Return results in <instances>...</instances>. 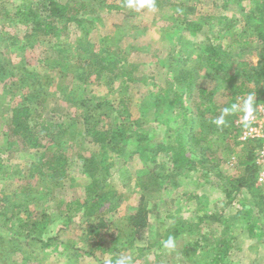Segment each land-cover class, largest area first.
I'll return each instance as SVG.
<instances>
[{
	"label": "rangeland",
	"instance_id": "374dc122",
	"mask_svg": "<svg viewBox=\"0 0 264 264\" xmlns=\"http://www.w3.org/2000/svg\"><path fill=\"white\" fill-rule=\"evenodd\" d=\"M40 1L0 0V35L3 38L0 40V64L8 73L13 70L21 74L25 65L35 71L37 78L43 79L48 96L45 117L51 122L64 120L75 135L61 134L55 145H46V148L24 144L22 138L11 133L8 123L11 108L23 100L24 93L13 84L19 76L0 79V196L8 198L6 203L0 201V242L13 238L12 232L18 230L20 218L41 213L49 217L43 238H51V245L45 248L35 247L25 239L23 243L27 248L34 250L31 260L16 252L6 264H105L121 255L133 256L134 264H206L211 252L196 253L189 245L186 256L180 254L187 238L195 234L187 232L188 224L193 225L194 232L203 231L209 236L202 241L206 248L222 236L225 224L232 225L229 233L235 235L236 240L225 257L226 264H264V213L261 212H264V205L257 204L264 189L256 180L252 188L234 186L243 170L240 161L249 149L255 150L254 145L241 143L239 132L236 136L235 130L233 135L210 134L213 144L203 143L199 148L208 155V169L198 166L196 170L176 171L172 180L160 179L152 192L143 195L141 178H145L149 170L170 171L172 163L162 154L157 162H150V147L145 145L143 138L138 140L141 134L151 135L152 142L161 148L167 144L164 138L167 130L178 132L189 118L191 133L197 131L201 119L195 117L197 112L191 101L197 100L201 87L213 90L214 102L222 105L230 99L235 86L245 82L254 91L251 96L253 110L254 103L264 92V67L259 68L256 77H249L253 67L264 63L259 60V42L251 31L249 38L254 41L230 48L228 37L246 39L247 22L243 16L250 14L258 0H155L154 10L139 11L126 8L124 0H60L73 5L84 1L90 9L86 14H97L91 42L95 49H103L110 58L118 57L119 62H125L131 69L134 80L125 84L120 79L111 84L88 82L72 74L76 57L86 53L81 49L71 51L72 42H76L79 35L74 26L69 30V38L62 33L59 39L69 48L70 58H63L65 53L54 48L55 39L43 35L32 37L29 23L33 16L29 12L38 11ZM164 2H172L176 7ZM109 4L120 6V9L107 10ZM181 18L201 20L207 26L199 33L181 31L177 29ZM229 22H233L232 28L221 43L232 56L224 59V70L209 74L197 59L202 44L206 34H212ZM45 58H62L63 63L55 70H47L43 67ZM187 66H192L195 74L188 93L185 92L186 79L174 77L175 72ZM233 74L238 76L227 82ZM174 91L183 93L188 112L175 111L177 105L172 107ZM88 102H101L108 114L103 118L98 116L102 123L120 122L130 126L124 153L109 152L105 158L111 163L106 187L115 188L118 194L104 206L105 213L101 216L105 222L99 228L95 226L100 215L90 218L84 215L85 187L90 178L82 170L84 161L79 155L88 156L103 150L91 133L85 131L83 111L74 106ZM122 103L128 105V114L120 113ZM239 106L240 109L244 107L242 102ZM240 111L235 117V126L240 115L245 114ZM58 140L70 158L65 179L51 177L42 167V154L57 149ZM233 156L237 162L231 165ZM24 199L27 202L22 206L19 202ZM145 202L147 214L143 216L140 212L132 225L130 216L137 213L140 205L145 206ZM67 205H70L68 209ZM217 215H221L220 219H215ZM247 220L255 226L254 236L244 231ZM184 221L186 223L181 224ZM174 227L181 233L173 237L174 249H166L163 242Z\"/></svg>",
	"mask_w": 264,
	"mask_h": 264
},
{
	"label": "trees",
	"instance_id": "16d2710c",
	"mask_svg": "<svg viewBox=\"0 0 264 264\" xmlns=\"http://www.w3.org/2000/svg\"><path fill=\"white\" fill-rule=\"evenodd\" d=\"M164 4L176 7V4L172 2H164ZM253 5L254 8L250 10V14L243 16L244 22L245 20L247 22L246 29L244 30V32H246V39L244 41L226 36V33L232 28L233 22H229L218 30L213 31L212 34H206L205 41L202 44V52L198 55L197 59L198 62L205 65L207 73L213 74L218 70H224V59L232 56L230 51H227L223 47L221 41L228 37V46H230V48H234V46L238 45H248L254 41L253 38H249V32L251 31L254 34V38L259 42V60L260 62H264V0H258ZM177 7L180 8L178 5ZM109 9H120V6L109 4L107 5V10ZM87 10L90 9H88L84 1H80L78 4L73 5L70 4V2H61L60 0H41L39 10L29 12L30 15L33 16V20L29 23L31 25L29 33L32 37L36 38L43 35L55 39L54 48H56L58 52L65 53L63 58H70L71 55L68 56L69 48L64 47L66 46L65 42L60 41V36L64 33L67 34V38H69V30L74 26L79 35L75 40L76 42H72L73 46L71 47V51L76 52L75 50L81 49L86 52L84 53L85 56L76 57L72 70L74 76L88 82H99V84H111L116 79H120L122 84L134 80L131 69L125 65V62H119L118 57L110 58L106 56L103 53V49H95L94 44L91 42L90 35L96 23L97 14H86ZM178 23V30L192 33L202 32L205 26H207L206 22L201 20L195 21L188 18H181V20H178ZM170 30L171 32H175L172 29ZM1 39L3 38H1L0 35V40ZM58 40L60 43L57 44L56 42ZM61 42L63 45H61ZM60 63H63L62 58H45L43 67L47 70H55ZM187 67L188 68H183L175 72L174 77L177 80L182 78L184 80L186 79L185 92L188 93L190 92V85L194 82L195 74L193 73L194 70L192 66ZM262 67H264V63H261L260 66L253 67V73L249 75V77H256L259 73V68L261 69ZM4 69L6 68L0 64V79L5 76H10L9 79H15L19 76L17 82L13 84L18 86V90L24 93L23 100L15 104L10 111L11 114L8 123L11 133L14 136L22 138L24 144H29V146L33 148H46V145H55V141L62 136L61 134L69 132L72 136L75 135L73 131L70 132L68 130V126L64 120L62 122H51L45 117V104L48 101V96L46 90H44V85H42L44 83L42 81L43 79L37 78L35 71L30 70L26 65L22 66L23 72H21V74L13 73V70H9L11 72L8 73L5 72ZM246 69L244 68V71H246ZM237 76L238 75L233 74L227 82L235 79ZM168 91H170V89L167 90V93ZM253 92L252 89L246 86L245 82H241L239 85L235 86L234 91L231 92L230 99L220 105L214 102L213 90L201 87L199 88L197 100L191 101L194 102L193 105L196 108L197 114L195 117L201 119L197 131L191 133L192 124H190L189 118V120L184 121L183 128H179L178 132H174L172 129L167 130L164 137L167 144L161 146V148H159L155 142H152L151 135L141 134L138 140L143 138V140L146 141L145 145L150 147L148 151V153H150V162H157L159 156L162 154L166 161L172 163L170 171L156 173L153 170H149L145 178H141L139 182L141 183L142 194L145 195L150 191L152 192L154 184H159L160 179L168 178L172 180L173 174L176 171L196 170L198 166H201V169H208V164L206 165V162L210 161L207 158L208 155L201 152L199 148L202 147L203 143L209 146L213 144L209 138L210 134L225 136L231 133V135H233L232 132L235 130V135L237 136L239 130L235 126L234 120L241 111L230 112V114L225 116V123L223 125L217 126L214 121L222 114L224 108L230 109L233 104L239 106L240 102L244 105L245 101L252 96ZM182 94L179 91H174V99L170 104L172 107L173 105H177L175 111L179 110L186 113L188 112V108L183 101ZM263 99L264 92L259 96L258 100L260 101ZM122 104L123 109L120 113L128 114V105L125 103ZM74 106L83 111L82 122L84 123L85 131L87 134L91 133L93 138L100 144L101 150H103L102 153L93 152L88 156L79 155L84 161L82 170L90 178V182L85 187V198L83 202L86 206L84 215L89 218L94 215H100V220L95 226L99 228L100 225H104L103 223L105 222L102 217L105 213L104 206L113 201L118 194L115 188L111 187L107 189L106 187L109 180L107 173L110 170L111 163H108L105 158L108 156L109 152H115L117 155L124 153L125 145L130 138L129 133H127L130 126L120 122H111L110 124L102 123L98 119V116H102L103 118L108 114L107 111H104L101 102L97 104H90L89 102L88 104L76 103ZM203 107L206 109L202 110ZM239 107L241 108V106ZM57 142V149L53 150L51 153L46 151L42 154L44 158L42 167L51 177L65 179L68 177L70 158L65 149L62 148L61 141L58 140ZM248 143L254 145L256 150L257 145L255 143ZM45 150H48V148ZM255 150L249 149L242 157L240 166H242L241 168H243V170L241 171V176L235 181L234 186L236 188L240 189L243 186L252 188L257 173L254 163ZM195 157H197V159H195ZM210 159L214 162L217 161V159L213 157H210ZM253 198L256 199L255 197ZM7 199L8 198L0 196V201L6 203L8 201ZM26 202L27 200L24 199L19 203L25 206ZM257 204L264 205V194L260 197V201L257 202ZM69 207L70 205H67L66 209ZM145 207L147 208L146 202L145 206L140 205L136 214L130 216L129 219L132 225H135L134 218L140 212L143 216L147 214ZM261 212L264 213L263 211ZM101 214L103 215L101 216ZM30 216L18 220V230L16 229V231L14 230L12 232L14 233L12 234L13 238L7 240L8 242H6V240L0 242V262L6 264L16 252L24 254V258L28 261L31 260L34 250L30 251V249L27 248V244L23 243L25 239L31 241L33 246L39 248H45L51 245V238L47 240L43 238L44 226L47 220H49L48 215L46 213H41ZM220 217L221 215H217L215 219H220ZM185 223L184 221V223L181 224ZM245 224L246 228L244 231L247 230L250 236H254L255 226L252 221L247 220ZM192 227V224H188L186 228L188 233H195L194 237L187 238L185 241L186 244L181 248L180 254L186 256L189 245H192L191 250L194 249L196 253L211 252L210 255H208L209 257L207 258L206 264H226L225 257L228 252L234 248V241L236 240V236L229 233L232 225L229 226L225 224L222 236L214 239V245L208 246L207 248L202 244V241L208 239L209 236L203 233V231L194 232ZM241 230H243V228ZM179 233H181L179 228L174 227L166 234V237L173 238ZM208 248H211V250L208 251Z\"/></svg>",
	"mask_w": 264,
	"mask_h": 264
},
{
	"label": "built area",
	"instance_id": "2783aa9c",
	"mask_svg": "<svg viewBox=\"0 0 264 264\" xmlns=\"http://www.w3.org/2000/svg\"><path fill=\"white\" fill-rule=\"evenodd\" d=\"M245 115H240L236 121V126L240 130L238 139L241 143L253 142L257 145L254 156L256 182L264 189V99L254 103L249 119L246 120ZM236 162L237 159L233 156L230 164L234 165Z\"/></svg>",
	"mask_w": 264,
	"mask_h": 264
},
{
	"label": "clouds",
	"instance_id": "9594fccd",
	"mask_svg": "<svg viewBox=\"0 0 264 264\" xmlns=\"http://www.w3.org/2000/svg\"><path fill=\"white\" fill-rule=\"evenodd\" d=\"M124 6L131 10L139 11L141 9L154 10L156 8L155 0H124ZM243 110L245 112V119H249L252 116V98L249 97L244 103L243 109L237 104H233L231 108H224L222 114L214 121L217 126L223 125L225 123V116L230 114V112H236ZM163 247L166 249H174L175 241L172 237H169L163 242ZM105 264H134V258L131 255H121L112 261H106Z\"/></svg>",
	"mask_w": 264,
	"mask_h": 264
}]
</instances>
